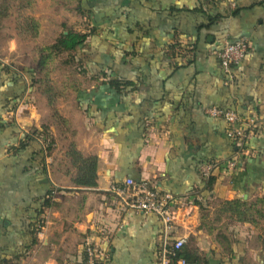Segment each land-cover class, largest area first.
<instances>
[{
  "label": "crops",
  "instance_id": "0c3cea01",
  "mask_svg": "<svg viewBox=\"0 0 264 264\" xmlns=\"http://www.w3.org/2000/svg\"><path fill=\"white\" fill-rule=\"evenodd\" d=\"M50 2L0 0V36L7 38L0 44H43L46 32L55 31V12L41 11ZM76 3L68 16L94 20L95 36L85 44L110 46L113 54L101 52L103 62L113 78L132 82L133 89L116 93L84 74L92 85L75 90V108L60 110L71 126L68 145L97 159L95 187H78L67 177L57 180L46 160L43 172L34 148L9 153L26 124L14 116L29 101L37 103V91L0 60L21 78L13 84L0 74V264H84L86 237L99 264H160L164 246L179 238L193 264H264L262 221L238 223L220 211L226 201L264 197V0ZM13 15L17 24L9 27ZM240 39L250 51L226 88L209 51ZM170 46L186 51L172 60ZM212 107L235 110L243 121L255 118L258 124L248 139L250 155L231 174L223 164L238 151L225 134L227 124L205 114ZM213 162L219 167L202 178L200 165ZM126 179L172 196L176 221L167 234L156 216L128 210L111 191ZM50 191L51 206L45 208Z\"/></svg>",
  "mask_w": 264,
  "mask_h": 264
},
{
  "label": "rangeland",
  "instance_id": "374dc122",
  "mask_svg": "<svg viewBox=\"0 0 264 264\" xmlns=\"http://www.w3.org/2000/svg\"><path fill=\"white\" fill-rule=\"evenodd\" d=\"M76 2L77 0H53V6L50 2L41 9L45 13L44 16L47 15L48 11H50V16L55 12L54 18L50 17V22L51 20L54 21V25L52 26L55 30L54 34L46 32L43 44H0V60L11 65L13 69L18 70L27 82L28 79L23 70L34 69L35 72L34 79L36 83L35 86L29 85V91H33L34 93L37 91V98L34 99L37 103H29V101L28 104L23 105L14 118L16 120L17 118L19 120L21 118L26 123L25 126L23 124L24 133H31L33 129L40 131L41 127L48 128V133L52 140H54V145L49 155L45 153L47 165L51 171L54 170L53 175L55 174L57 180L67 177L71 179L72 183L76 171L72 168L70 160L67 157V154L71 150L70 147H73V145H68L72 131L71 126L69 127V124H65L59 114L62 113L61 111L64 113L65 109L71 110L73 107H76L77 102L74 100L76 89H89L92 85V83L87 82V78V81H84L82 77L84 74L80 72V61L77 58L81 57L87 60L89 55L86 54L93 52L94 48L100 52L107 51L109 54L105 57L108 58L113 54L110 46L107 50L104 48L99 49L101 46L90 44V41H88V44H85V47L79 49L78 57L76 58L74 55L75 59L72 58L73 54L61 53L55 55L46 50V48L53 44H46L45 42L56 40L63 32L70 29L80 32L84 30L85 32H90V27L94 26V20L92 22L91 18L85 17L80 19L75 15L68 16L72 13V9L75 8ZM83 5L86 6L87 4L84 3ZM14 6L15 4H11V8H14ZM12 18L11 21H7L9 27L17 24V22L15 23V15ZM68 24L74 27L69 28ZM0 40L2 41L1 43H5L7 38L5 35H1ZM106 40L111 45V38H107ZM58 106H60V109ZM21 135L23 137V133ZM257 199L253 198L251 203H254ZM262 199L263 203L257 206V210L264 212V197ZM261 225V230L264 233V213Z\"/></svg>",
  "mask_w": 264,
  "mask_h": 264
},
{
  "label": "built area",
  "instance_id": "2783aa9c",
  "mask_svg": "<svg viewBox=\"0 0 264 264\" xmlns=\"http://www.w3.org/2000/svg\"><path fill=\"white\" fill-rule=\"evenodd\" d=\"M249 51L250 45L243 39L234 42L227 41L219 49L209 51V56L217 62L223 73L224 86L226 88L234 85L236 69L244 62ZM204 112L210 118L221 119L227 124L225 134L228 139L234 142L238 151V157L230 159L223 164L224 171L231 174L238 170L241 159L250 155L247 148L248 139L255 133L258 124L255 118L243 121L237 111L231 109L224 110L212 107ZM217 167L219 166L216 162L201 164L199 174L202 178L208 179ZM111 191L128 210L136 214L156 216L163 225L166 234L175 224L176 219L172 214L174 206L172 196L168 193L160 194L149 183L126 179L121 184L111 187ZM185 243V239L179 238L174 240L172 244L164 246L160 264H170L175 252L184 247ZM83 252L84 264H99V254L95 250L90 237H86L83 241ZM176 264H185V262L179 260Z\"/></svg>",
  "mask_w": 264,
  "mask_h": 264
},
{
  "label": "trees",
  "instance_id": "16d2710c",
  "mask_svg": "<svg viewBox=\"0 0 264 264\" xmlns=\"http://www.w3.org/2000/svg\"><path fill=\"white\" fill-rule=\"evenodd\" d=\"M216 20L210 19L209 22L212 23ZM91 28L92 29L89 34H79L72 31H65L55 40L53 45L46 48V50L54 53L55 55L61 53H68L70 55L73 54L72 58L75 59L74 55L77 58L79 49L85 47V43L89 37L95 34V28ZM94 49L95 50H93V52L86 54L89 55L87 60L81 57H79L80 59L77 58L80 61V72L83 74H91V79L93 81L100 82L102 86H106L108 89L115 91L116 93H125L129 88L133 89L134 84L132 82L126 79L112 77L111 66L105 64L103 62V56L101 52L96 48ZM185 51V46L184 48L180 46H170L168 48L169 54L167 56L174 60L182 56V53ZM23 71L28 79L29 85H35L36 82L34 79V69H27ZM0 74H4L6 77L9 76L8 78L13 84H16V80L19 81L21 79L15 74V72L5 66H1V64ZM25 90L26 85L24 84V91ZM48 131V128L41 127L40 131L33 129L31 133H23V137L21 140H19L18 145L9 148V153H12V155H17L23 151H26L28 148H34L32 155L39 157L41 170L45 172V153L49 155L54 145V141L52 140ZM37 140L41 142H38ZM70 148L71 150L67 154V157L70 160L72 168H74L76 171L73 184L78 187H95L97 159L95 157H82L79 152L75 150L74 146H71ZM47 196L49 198L45 201V208L51 206L50 197L52 196V191L48 192ZM262 203V198L257 199L254 203H247L242 200L226 201L222 203L220 211L229 213L238 223H249L256 226L259 221L263 220L264 212L257 210V206ZM179 260H183L185 264H193L191 253L184 247L175 252L170 264H176Z\"/></svg>",
  "mask_w": 264,
  "mask_h": 264
}]
</instances>
